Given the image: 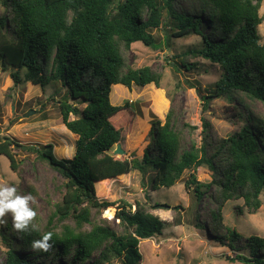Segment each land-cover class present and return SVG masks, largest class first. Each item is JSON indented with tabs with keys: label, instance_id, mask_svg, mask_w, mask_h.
Returning <instances> with one entry per match:
<instances>
[{
	"label": "trees",
	"instance_id": "1",
	"mask_svg": "<svg viewBox=\"0 0 264 264\" xmlns=\"http://www.w3.org/2000/svg\"><path fill=\"white\" fill-rule=\"evenodd\" d=\"M262 1L196 0L198 8L187 13L177 0H0L1 69H10L16 83L44 87L53 82L65 88L56 99L61 122L78 136L72 158H57L51 143L28 147L60 173L62 183L57 187L63 194L50 204L44 226L33 221L36 231L19 233L12 219L6 220L0 232L6 259L0 264H112L115 259L118 264H140V240L161 234L166 224L150 208L166 204L147 207L135 201L132 209L125 203L114 213L116 228L101 217L112 203L96 195L98 183L133 170L149 175L151 190L170 188L189 170L184 187L192 190L196 202L207 196L214 204L205 215L196 213L194 226L202 229L207 222L214 239L234 252L230 261L264 264V237L244 236L223 221V207L229 200L241 199L249 212L263 203L264 116L250 109L252 102L264 104ZM160 28L166 32L167 47L172 37H200L199 46L176 55L179 63L172 60L173 68H196L199 62L191 57L218 66L214 91L197 87L204 110L214 95L225 96L244 122L234 133L213 139L203 116L201 144L192 139L186 146V132L197 126L185 121L176 125L171 106L164 121L156 117L149 121L150 139L145 146H138L139 138L132 137L131 146L122 147L124 155L113 154L112 147L121 141L120 125L144 120L132 101L111 103L112 86H160L159 70L149 65L132 67L127 57L136 42L159 48L162 42L153 31ZM135 145L139 148H132ZM14 146H21L17 139L0 136V155L18 171ZM204 165L213 173L210 182L196 178L195 171ZM30 192L37 194L33 187ZM175 223L182 221L177 217ZM47 232L53 233V247L47 252L34 250L32 242Z\"/></svg>",
	"mask_w": 264,
	"mask_h": 264
},
{
	"label": "rangeland",
	"instance_id": "2",
	"mask_svg": "<svg viewBox=\"0 0 264 264\" xmlns=\"http://www.w3.org/2000/svg\"><path fill=\"white\" fill-rule=\"evenodd\" d=\"M177 2L187 13L198 8L196 0ZM0 10H3L1 6ZM259 13L263 17V22L259 25L263 41L264 0ZM165 33L163 28L153 31L157 40L162 42L159 48L154 49L136 42L127 52L128 64L132 67L149 65L162 73L160 86L157 87L154 83L143 87L133 86L130 89L123 85L112 86L111 103L120 105L125 101H132L141 110L144 120L120 125L122 147L129 148V139L132 137L139 138L138 146H145L150 139L149 121L154 117L164 121L171 106L174 108L176 125L180 126L185 121L197 126L194 131L186 132V146L190 145L192 139L197 145L201 144L203 116L211 125L207 133L213 139L234 133L244 122L235 114L230 100L225 96L214 95L204 110L202 94L197 87H210V91H214L220 72L218 66L206 63L198 57H191L192 60L189 57V60L199 62L196 68L189 71L173 68L172 60L177 65L179 63L176 55L199 46L200 37L195 34L172 37L170 46L167 47L163 41ZM10 71L0 67V136L13 137L21 145L13 147L19 161V172L12 170L7 157L0 155V187L15 186L20 195L31 194L30 187H33L37 194H31L35 202L30 203V206L37 213L34 221L42 227L50 213V204L62 197L63 190L57 187L62 183V177L45 159L40 158L38 152L28 150V147L51 143L57 158H72L78 136L73 135L61 122L56 99L65 93V88L53 82L44 87L31 82L16 83ZM29 106L32 108L29 109ZM250 109L254 114L264 116L262 102H252ZM29 111L33 112L27 115ZM70 118L74 116L71 115ZM114 148L115 146L111 149L112 153ZM189 173V170H185L182 179L173 186L158 190H151L149 175L137 170L98 183L97 197L112 203L102 211L101 217L107 219L112 227L118 228V219L114 218V213L118 207L126 205L125 203L131 204L132 209L135 208V201L146 203L147 207L155 202L166 204L165 207L150 208V212L166 224L161 234L140 240V264H247L228 259L234 252L214 239L207 222H204L205 227L202 229L194 226L196 213L205 215L214 204L207 196H203L199 202L195 201L192 190L184 187L183 180ZM195 175L201 182H210L213 178L212 171L205 165L197 168ZM260 197L263 203L254 212H249L241 199L227 201L223 207L225 225L235 228L244 236L254 234L264 237V191ZM177 205L182 208L176 209ZM177 217L181 219V224L175 223ZM4 219H11V215H6ZM4 227V224H0V232L4 231ZM6 251L7 246L0 237V263L5 262ZM240 251L248 253V249ZM118 263L116 259L112 262Z\"/></svg>",
	"mask_w": 264,
	"mask_h": 264
},
{
	"label": "clouds",
	"instance_id": "3",
	"mask_svg": "<svg viewBox=\"0 0 264 264\" xmlns=\"http://www.w3.org/2000/svg\"><path fill=\"white\" fill-rule=\"evenodd\" d=\"M34 197L31 194H18L15 186L0 187V224L6 223L5 217L10 214L12 219V227L19 233H30L36 231V225L33 224L37 216L36 211L30 206L34 203ZM53 233L47 232L40 239L32 242L34 250L47 252L53 247L50 243Z\"/></svg>",
	"mask_w": 264,
	"mask_h": 264
},
{
	"label": "water",
	"instance_id": "4",
	"mask_svg": "<svg viewBox=\"0 0 264 264\" xmlns=\"http://www.w3.org/2000/svg\"><path fill=\"white\" fill-rule=\"evenodd\" d=\"M33 111H29L27 113V115H30L32 114ZM125 150L122 148L121 144L120 143H116L115 144V148L113 150V154H116V155H124L125 154Z\"/></svg>",
	"mask_w": 264,
	"mask_h": 264
}]
</instances>
